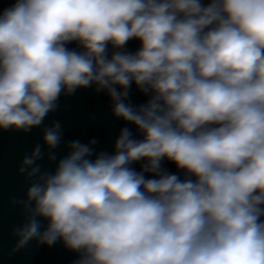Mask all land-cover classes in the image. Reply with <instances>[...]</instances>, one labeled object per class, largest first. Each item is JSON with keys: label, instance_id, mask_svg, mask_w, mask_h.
Here are the masks:
<instances>
[{"label": "clouds", "instance_id": "obj_1", "mask_svg": "<svg viewBox=\"0 0 264 264\" xmlns=\"http://www.w3.org/2000/svg\"><path fill=\"white\" fill-rule=\"evenodd\" d=\"M93 85L143 138L124 127L111 154L71 140L58 158L62 124L44 121ZM41 127L12 253L61 241L73 264H264V0H15L0 11V130Z\"/></svg>", "mask_w": 264, "mask_h": 264}, {"label": "water", "instance_id": "obj_2", "mask_svg": "<svg viewBox=\"0 0 264 264\" xmlns=\"http://www.w3.org/2000/svg\"><path fill=\"white\" fill-rule=\"evenodd\" d=\"M15 0H0V11L10 7ZM70 49L81 51L77 42L67 45ZM140 47V41L130 40L125 49L135 52ZM114 49L108 46L109 56ZM148 96L142 94L135 84L132 85L129 99L134 106L145 103ZM59 108L50 113L44 121L50 126L53 121H60L63 127L64 142L57 149L58 158L67 154V142L80 140L87 143L96 139L94 145L96 153L101 151L113 153L115 140L124 127L131 129L134 138L142 139L136 127L117 118L113 114L112 101L106 92L95 91V85L90 88H80L74 95H62L59 99ZM42 127L33 128L31 132L24 133L15 130H0V264H73L78 254L67 249L61 241L53 246L39 245L36 241L19 252L12 253L16 238L12 229L23 223L24 216L19 206L12 204V198H25L28 186L25 178L18 173V167L25 153H30L37 143L42 141ZM145 161L135 162L132 167L140 171ZM46 168L54 169L47 158L40 161ZM162 167L169 173H175L184 178L185 172L167 159L162 161ZM150 177L151 174H146Z\"/></svg>", "mask_w": 264, "mask_h": 264}]
</instances>
